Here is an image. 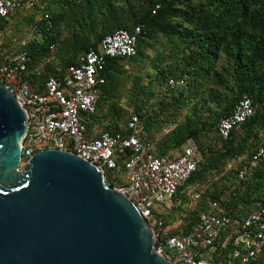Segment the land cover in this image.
Masks as SVG:
<instances>
[{
	"label": "trees",
	"instance_id": "16d2710c",
	"mask_svg": "<svg viewBox=\"0 0 264 264\" xmlns=\"http://www.w3.org/2000/svg\"><path fill=\"white\" fill-rule=\"evenodd\" d=\"M136 27L142 29L136 54L106 57L96 111L81 115L85 134L128 137L137 116L147 133L142 140L157 157L174 160L193 141L198 167L172 211L158 215L168 236H181L218 203L232 219L209 256L218 264L233 249L223 246L228 238L264 209V157L239 177L264 146V0H33L0 17V66L27 53L23 77L43 92L50 77L64 79L91 49L101 51L107 36ZM244 100L254 113L223 139L219 123ZM129 157L117 153L119 170L106 172L112 186L125 184ZM165 239L162 232L157 245ZM248 264H264V245Z\"/></svg>",
	"mask_w": 264,
	"mask_h": 264
},
{
	"label": "built area",
	"instance_id": "2783aa9c",
	"mask_svg": "<svg viewBox=\"0 0 264 264\" xmlns=\"http://www.w3.org/2000/svg\"><path fill=\"white\" fill-rule=\"evenodd\" d=\"M23 6L32 7L33 0H0V17H7ZM141 32V27H136L133 32L120 29L107 36L101 51L91 49L81 58L80 65L69 68L64 79L50 77L43 92L36 90L23 77L29 61L27 53L15 55L9 63L0 66V83L14 93L27 116L23 161L37 151L58 149L70 151L97 165L105 174H111L119 170L117 153L129 151L130 157L121 171L125 184L119 190L134 202L156 231V245L161 233H165V243L157 245V252L172 264H213L209 256L214 245L232 223L231 217L218 203H213L211 211L202 214L200 222L189 234L181 236L167 235L165 221L156 209L157 204L172 205L179 188L196 171L199 162L196 144L190 141L180 157L168 160L150 153L152 147L142 140L147 133L139 126L137 116L128 124V128L133 130L128 137L104 132L97 138H91L86 136L81 122L82 114L96 111L101 86L106 82L103 75L106 57L134 56ZM170 84L175 85V81L170 80ZM253 113L251 102L241 101L234 113L219 123L220 136L228 139L234 127ZM174 127L170 126V130ZM262 157L264 146L254 155L251 165L241 169L240 179H244ZM228 243H232L233 249L225 260H218V264H248L255 258L264 245V209L247 218L223 246Z\"/></svg>",
	"mask_w": 264,
	"mask_h": 264
},
{
	"label": "water",
	"instance_id": "95a60500",
	"mask_svg": "<svg viewBox=\"0 0 264 264\" xmlns=\"http://www.w3.org/2000/svg\"><path fill=\"white\" fill-rule=\"evenodd\" d=\"M27 131L24 109L0 83V264H172L97 165L58 149L23 161Z\"/></svg>",
	"mask_w": 264,
	"mask_h": 264
},
{
	"label": "rangeland",
	"instance_id": "374dc122",
	"mask_svg": "<svg viewBox=\"0 0 264 264\" xmlns=\"http://www.w3.org/2000/svg\"><path fill=\"white\" fill-rule=\"evenodd\" d=\"M156 209L159 212V214H161V216L164 217L167 216V214L172 211V208L170 207L169 204H163V203L157 204Z\"/></svg>",
	"mask_w": 264,
	"mask_h": 264
}]
</instances>
